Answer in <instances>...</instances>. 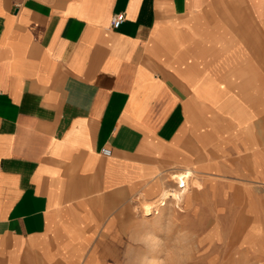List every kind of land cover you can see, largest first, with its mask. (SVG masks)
I'll list each match as a JSON object with an SVG mask.
<instances>
[{"label":"crops","instance_id":"obj_1","mask_svg":"<svg viewBox=\"0 0 264 264\" xmlns=\"http://www.w3.org/2000/svg\"><path fill=\"white\" fill-rule=\"evenodd\" d=\"M184 168L264 192V0H0V264H123Z\"/></svg>","mask_w":264,"mask_h":264},{"label":"rangeland","instance_id":"obj_2","mask_svg":"<svg viewBox=\"0 0 264 264\" xmlns=\"http://www.w3.org/2000/svg\"><path fill=\"white\" fill-rule=\"evenodd\" d=\"M193 181L185 192L191 199L171 201L157 228L144 227L140 210L123 264H149L151 257L160 264H264V192L214 184L198 190ZM147 218L151 223L157 215Z\"/></svg>","mask_w":264,"mask_h":264},{"label":"built area","instance_id":"obj_3","mask_svg":"<svg viewBox=\"0 0 264 264\" xmlns=\"http://www.w3.org/2000/svg\"><path fill=\"white\" fill-rule=\"evenodd\" d=\"M125 19H126V17H125L124 13H119V14L114 15L112 17V20H111L112 27L119 28L123 24ZM102 153L105 155H111L112 151L109 147H104V148H102ZM178 174H181L183 176V178H184L183 181H179L174 177ZM192 177H193V171L189 168H184V169H181L179 171H175V172H173L172 178L170 179V182H172V183L167 188H169L170 190L177 189L178 191H182L185 193L190 187V182H191ZM171 201H175L173 194H170V196H168L164 200H160V199L157 200L155 202L156 204L152 207V213L151 214H158L159 210L162 207L166 206Z\"/></svg>","mask_w":264,"mask_h":264},{"label":"bare ground","instance_id":"obj_4","mask_svg":"<svg viewBox=\"0 0 264 264\" xmlns=\"http://www.w3.org/2000/svg\"><path fill=\"white\" fill-rule=\"evenodd\" d=\"M177 180H179V181H183L184 180V178H183V176L181 175V174H178V175H176V176H174ZM191 183V182H190ZM172 192V193H171ZM170 194H173V196H174V199H175V201L177 202V201H180L181 202V199H184L183 197L185 196V193L184 192H182V191H178L177 189H172V190H170L169 188H164L163 190H162V192H161V194H160V196H159V198L158 199H156V200H154V201H144L143 203H142V205H141V210L143 211V214H144V220H143V224H144V227H147V228H157L158 227V225H156V224H158L159 223V218H161V216H160V211L161 210H165L166 208H167V206L170 204V203H168L166 206H164V207H162L160 210H159V212H158V214H156L157 215V220L156 221H154V222H151L150 223V221H148L147 219V217H149V215H151V213H152V207L156 204L155 202L157 201V200H164L165 198H167L168 196H170ZM177 205V204H176ZM147 218V219H146ZM147 230V229H146ZM148 233V232H147ZM151 233V232H150ZM157 242V241H156ZM140 255V254H139ZM150 256V255H149ZM144 257V256H143ZM146 257V256H145ZM139 259V258H138ZM146 260L147 261H149V264H160V261H159V259L157 258H155V257H151V258H146ZM239 260V259H238ZM218 261V260H217ZM146 263V262H145ZM148 264V263H147Z\"/></svg>","mask_w":264,"mask_h":264}]
</instances>
